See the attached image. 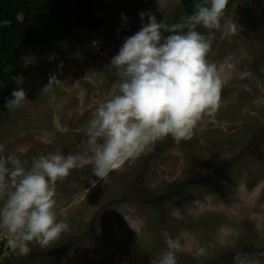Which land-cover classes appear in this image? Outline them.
I'll list each match as a JSON object with an SVG mask.
<instances>
[{
    "label": "rangeland",
    "instance_id": "obj_1",
    "mask_svg": "<svg viewBox=\"0 0 264 264\" xmlns=\"http://www.w3.org/2000/svg\"><path fill=\"white\" fill-rule=\"evenodd\" d=\"M96 1L106 27H74L60 42L23 50L16 90L28 99L0 112L4 154L26 167L48 153L83 156L56 185V212L71 230L45 249L25 244L22 257L5 251L0 264H154L166 249L162 231L180 238L178 264H264V0H233L225 19L237 32H214L208 59L223 82L214 117L189 141H157L107 183L92 175L85 128L118 91L110 62L135 32H116L122 24L141 29V12L163 22L181 0Z\"/></svg>",
    "mask_w": 264,
    "mask_h": 264
},
{
    "label": "clouds",
    "instance_id": "obj_2",
    "mask_svg": "<svg viewBox=\"0 0 264 264\" xmlns=\"http://www.w3.org/2000/svg\"><path fill=\"white\" fill-rule=\"evenodd\" d=\"M228 4L229 0L196 3L191 15L172 25L140 13L141 29L125 38L110 62L119 78L118 91L101 101L86 123L93 176L107 183L110 173L151 151L157 141L168 137L177 144L189 141L205 117H214L223 82L208 54L215 31L237 32V25L225 19ZM9 23L0 21L2 26ZM198 28L206 29L207 35ZM57 81L52 77L43 91ZM11 96L5 105L9 109L28 99L23 88ZM5 148L0 143V227L13 234L14 246L31 243L48 248L71 230L66 217L57 215L56 185L80 165L83 156L48 153L26 167L15 153L5 155ZM162 235L166 249L154 264H178L177 253L183 251L180 238L167 231Z\"/></svg>",
    "mask_w": 264,
    "mask_h": 264
},
{
    "label": "trees",
    "instance_id": "obj_3",
    "mask_svg": "<svg viewBox=\"0 0 264 264\" xmlns=\"http://www.w3.org/2000/svg\"><path fill=\"white\" fill-rule=\"evenodd\" d=\"M203 2L205 0H181V8L163 23L181 22L182 16L194 12L196 3ZM232 2L229 0L227 9ZM96 4V0H0V21L10 22L7 26L0 25V112L9 110L5 107L6 102L12 98L24 73L22 51L36 44L50 46L60 42L74 27L85 26L93 30L106 27V21L95 13ZM139 30L137 25L122 24L116 35L123 37Z\"/></svg>",
    "mask_w": 264,
    "mask_h": 264
},
{
    "label": "built area",
    "instance_id": "obj_4",
    "mask_svg": "<svg viewBox=\"0 0 264 264\" xmlns=\"http://www.w3.org/2000/svg\"><path fill=\"white\" fill-rule=\"evenodd\" d=\"M2 233V234H1ZM0 255L3 254V252L7 251L9 253H16L15 255H25V250H21L22 246H14V237L13 234H11L10 232H8V230L4 227H0ZM24 248H26V245H23ZM23 252V253H21ZM8 254V255H11Z\"/></svg>",
    "mask_w": 264,
    "mask_h": 264
}]
</instances>
